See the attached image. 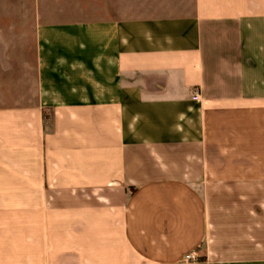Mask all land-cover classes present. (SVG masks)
Returning <instances> with one entry per match:
<instances>
[{"label": "crops", "instance_id": "obj_1", "mask_svg": "<svg viewBox=\"0 0 264 264\" xmlns=\"http://www.w3.org/2000/svg\"><path fill=\"white\" fill-rule=\"evenodd\" d=\"M27 9L32 92L0 105V264H264V0Z\"/></svg>", "mask_w": 264, "mask_h": 264}, {"label": "rangeland", "instance_id": "obj_2", "mask_svg": "<svg viewBox=\"0 0 264 264\" xmlns=\"http://www.w3.org/2000/svg\"><path fill=\"white\" fill-rule=\"evenodd\" d=\"M32 3L33 0H0V19L13 15L19 18L20 24L16 36L11 26L0 27V105L20 103L32 92L36 41L32 28L26 24L32 13L27 7ZM8 4L16 9L2 10ZM15 37L17 40L11 39Z\"/></svg>", "mask_w": 264, "mask_h": 264}, {"label": "built area", "instance_id": "obj_3", "mask_svg": "<svg viewBox=\"0 0 264 264\" xmlns=\"http://www.w3.org/2000/svg\"><path fill=\"white\" fill-rule=\"evenodd\" d=\"M200 97H201L200 93H197V94L195 95V97H194V101H196V102L199 101V100H200ZM193 257H194V254H190V255H188V256L186 257L185 261L188 262V261L192 260Z\"/></svg>", "mask_w": 264, "mask_h": 264}]
</instances>
